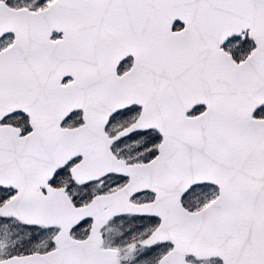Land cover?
<instances>
[{
    "label": "snow or ice",
    "instance_id": "6c2138e0",
    "mask_svg": "<svg viewBox=\"0 0 264 264\" xmlns=\"http://www.w3.org/2000/svg\"><path fill=\"white\" fill-rule=\"evenodd\" d=\"M0 264H264V0H0Z\"/></svg>",
    "mask_w": 264,
    "mask_h": 264
}]
</instances>
